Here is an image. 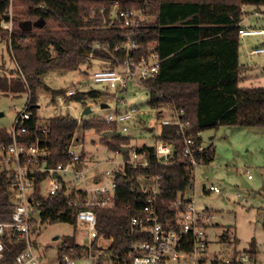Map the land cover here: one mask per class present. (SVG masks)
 Here are the masks:
<instances>
[{"label":"trees","instance_id":"16d2710c","mask_svg":"<svg viewBox=\"0 0 264 264\" xmlns=\"http://www.w3.org/2000/svg\"><path fill=\"white\" fill-rule=\"evenodd\" d=\"M11 1L0 0V40L7 42L8 54L15 67L8 74L0 75V95L27 93L25 107L30 114L26 122L30 131L29 141H38L47 149L48 166L66 161L67 147L78 122L70 116H57L49 120L45 127L47 131L41 132L43 127L37 125L35 116V92L38 88L49 90L43 78L52 70L77 71L82 63L90 65L94 58L107 59L106 53L92 48L95 43L113 48L124 41V30L102 24L100 9L107 14L114 1L122 9L143 8L148 16L135 38L139 45L138 55L144 53L152 42L161 58L157 75L144 82L149 89L148 107L160 109L172 102L175 108L182 109V120L189 123L187 133L194 135L196 141H201L197 136L199 132L220 126L264 129V86H240V75L247 67L238 59V29L243 18L241 8L264 7V0H21L25 5L22 13L13 12V15L9 11ZM20 15L23 20H20ZM9 20L12 22L11 31L1 26L3 21ZM38 20L43 21L41 28L25 27V23ZM116 58L122 60L121 55ZM114 65L115 62L111 61L109 67ZM61 93L52 91V95ZM158 93L162 99L158 98ZM80 98L84 100V96ZM155 115L158 118L161 113ZM140 126H145L143 121H140ZM82 128L98 134L116 131L115 125L104 121H84ZM160 138L173 146L171 163L159 164L153 147L146 146L149 165L146 168L127 165L122 172L115 174L113 205L93 208L97 232L113 238L109 249L113 254H124L131 244L140 240L139 236L126 233L130 217L138 214L146 201V195L138 189V178L142 175L161 177L157 213L159 220L169 228L176 226V214L165 207L193 186V174L183 161L182 135L175 126H163ZM8 140L0 131V143ZM129 140V137L120 135L111 139L101 138L110 152L128 144ZM213 155L214 151L208 144L205 151L195 157L202 165L211 162ZM80 158H85L83 151ZM43 177V174L38 176L35 182V196L41 204L33 225L68 223L77 227L78 208L68 204L75 194H69L68 199L66 184L63 183L58 195L41 197L40 181ZM12 203L7 171L0 165L1 222L11 221L8 210ZM262 229L264 231V216ZM219 239L227 244L235 242L227 230ZM3 245L0 264H13L15 256L24 248L23 241L16 240L14 234H7ZM71 250L83 253L84 247L75 241L74 236H65L58 242L54 256L69 254ZM239 252L254 261L258 254L256 242L252 240L247 249ZM236 254L229 264H241L236 261Z\"/></svg>","mask_w":264,"mask_h":264},{"label":"built area","instance_id":"2783aa9c","mask_svg":"<svg viewBox=\"0 0 264 264\" xmlns=\"http://www.w3.org/2000/svg\"><path fill=\"white\" fill-rule=\"evenodd\" d=\"M102 24L105 27H118L124 30V41L111 48L109 45L95 43L92 48L101 50L108 55L107 59H98L99 67L93 72L92 79L95 83L103 86L106 91H114L111 100H118V95L127 92L129 86L135 85L144 89V82L153 79L160 67L161 58L155 49V43H149L145 52L137 54L139 45L136 37L140 33L143 23L148 20L143 8L122 9L117 1H114L107 14L100 9ZM3 29L11 31L12 22L3 21ZM239 37L264 36L263 28H246L240 26ZM250 53L264 54V45L253 48ZM121 55L119 61L116 56ZM111 61L115 62L109 67ZM74 91L65 92L66 97L74 96ZM162 99L161 94H157ZM150 111H144L137 107H127L115 113L107 115L104 122L116 126L115 135L135 138L134 143L122 145L126 151L120 149L111 152V156L105 161L109 168L91 173V168L86 165L85 158L81 160L80 154L83 150L79 139L74 135L67 147V159L65 162L48 166L49 153L45 147H41L38 141H29L30 131L26 122L30 114L26 107L16 114L14 125L10 132L4 133L9 139L0 143V165L7 171L9 191L12 195V205L8 212L10 222L0 221V260L3 258V238L7 234H14L16 240L24 243V248L15 256L13 264H75V260H82L84 264H229L234 258L218 259L214 256L208 259L209 241L207 230L212 225L214 215L206 208H196L194 196L187 193L188 189L178 195L176 200L165 208L176 214V226L169 228L167 224L159 220L157 213V196L159 193L160 176H144L137 179L138 189L146 195L145 205L139 213L130 217L129 226L126 231L128 236L137 235L140 240L131 244L122 255L113 254L111 248L113 238L99 235L96 230V217L93 212L95 207H107L113 205L115 190L114 175L122 172L127 165L133 167H144L149 165V152L146 146L153 147V154L161 165L171 163L172 144L165 143L160 138L161 127L175 126L183 137V161L191 169L192 174L200 165L196 154L205 151L206 143L201 132L197 136L201 141H196L194 135L187 133L189 123L182 120L184 114L182 109L175 108L172 102L164 104L160 109L149 107ZM160 112L161 116L156 117ZM152 114L155 118L154 125L142 126L150 133L149 141H141V135H130L129 123L133 127L140 126V115ZM142 120V119H141ZM78 125L80 120H77ZM142 122V121H141ZM156 124V125H155ZM158 130L155 132L154 127ZM150 129V131H148ZM117 130L119 132H117ZM46 132L45 127L40 129ZM101 138V134H100ZM141 141V142H140ZM78 146V148H77ZM97 164V163H96ZM41 178V197H53L58 195L66 184L68 199L69 194L75 197L69 199L70 207H77V227L85 230L88 244L83 246V253L71 250L69 254L60 257L41 260L35 253L31 240L33 221L38 218L41 201L35 196V182L37 177ZM207 193H220L216 186L204 188ZM83 196L80 200V197ZM236 261L241 264H250L252 261L245 253H237Z\"/></svg>","mask_w":264,"mask_h":264},{"label":"rangeland","instance_id":"374dc122","mask_svg":"<svg viewBox=\"0 0 264 264\" xmlns=\"http://www.w3.org/2000/svg\"><path fill=\"white\" fill-rule=\"evenodd\" d=\"M24 6L21 0H12L9 7L10 14L22 13ZM244 10L243 27L264 29V7H249ZM19 18L24 19L21 15ZM262 45H264V36L240 38V60L247 68H250L245 76L246 80L243 81L245 86H264V54H250L253 48ZM14 67L8 54L7 42L5 39L0 40V75L8 74ZM98 67V59L94 58L90 65L86 62L82 63L77 71L52 70L43 78L49 90L38 88L35 92L37 106L35 116L38 126H48L49 120L57 116H70L80 120L75 136L79 139L77 145L82 144L86 166L91 168L92 174L94 171H103L111 166L105 163L111 156V152L101 142L100 134L92 130H84L82 123L105 121L108 114L127 107L150 111L146 104L148 93L135 85L129 86L126 93L118 95L117 101L111 100L110 97L114 91H106L92 79V74ZM68 90L74 91V96L67 98L65 92ZM52 91L63 93L52 95ZM81 96H84V100L80 98ZM27 99V93L0 95V131L2 133L10 132L16 114L25 108ZM103 104L105 107L101 106ZM86 108H89L90 112L82 115ZM139 120L147 126H152L155 118L152 114H148L140 115ZM129 126H131L130 135H141V141H149L150 133L142 126L133 127L132 123H129ZM154 130L157 132L158 127L155 126ZM201 134L204 142L207 145L210 144L214 151L213 160L195 169L193 186L187 193L194 196L198 210L206 208L214 215L213 223L207 230L208 259L211 260L214 256L218 259H230L235 251L238 253L247 249L249 243L254 240L258 254L250 264H264V231L262 229L264 129L220 126L205 130ZM135 138H130L129 143H134ZM210 186L218 187L220 193L205 192L204 188ZM224 230L228 231L235 242L229 244L221 242L219 237ZM65 236H74L75 241L81 246L88 244L85 230L68 223L45 225L36 223L30 235L35 253L41 260H47L56 255L58 242ZM188 262L184 261L181 264H188ZM75 264L84 263L82 260H75Z\"/></svg>","mask_w":264,"mask_h":264},{"label":"water","instance_id":"95a60500","mask_svg":"<svg viewBox=\"0 0 264 264\" xmlns=\"http://www.w3.org/2000/svg\"><path fill=\"white\" fill-rule=\"evenodd\" d=\"M43 26V21L42 20H38V21H36V22H27V23H25V27L27 28V29H30V28H32V27H35V28H41ZM102 107H105V105L103 104V105H101ZM90 112V109L89 108H86L84 111H83V113H82V115H84V114H87V113H89ZM148 131H150V129H148ZM115 136V134L114 133H112V132H110V131H104V132H102L101 133V138H106V139H111V138H113ZM121 151H126V148H124V147H122L121 149H120Z\"/></svg>","mask_w":264,"mask_h":264},{"label":"crops","instance_id":"0c3cea01","mask_svg":"<svg viewBox=\"0 0 264 264\" xmlns=\"http://www.w3.org/2000/svg\"><path fill=\"white\" fill-rule=\"evenodd\" d=\"M245 8H249V6H242V10L243 11H245L244 9ZM245 17H243V19H244ZM243 19H242V21L240 22V26H242V22H243ZM240 38H243V37H240ZM251 54V53H250ZM238 59H239V62L241 63V64H243V65H245L241 60H240V54H239V57H238ZM246 66V65H245ZM247 67V66H246ZM249 69L250 68H247L241 75H240V86H245L244 84H243V81H245L246 79H245V76H246V74L248 73V71H249ZM211 139V138H210Z\"/></svg>","mask_w":264,"mask_h":264}]
</instances>
